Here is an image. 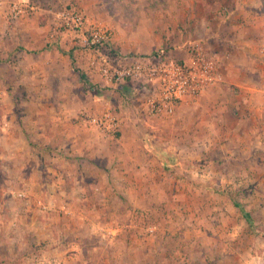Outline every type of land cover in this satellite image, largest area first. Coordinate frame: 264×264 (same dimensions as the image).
Listing matches in <instances>:
<instances>
[{
  "label": "rangeland",
  "instance_id": "obj_1",
  "mask_svg": "<svg viewBox=\"0 0 264 264\" xmlns=\"http://www.w3.org/2000/svg\"><path fill=\"white\" fill-rule=\"evenodd\" d=\"M257 11L264 0H0V123L15 138L3 146L0 129V264H264L263 100L256 82L222 89L224 67L263 68L245 24ZM96 32L101 48L85 42ZM195 49L215 80L171 115L149 113L150 83L117 76ZM91 93L127 125L105 128L97 157L36 138L68 95L76 112L57 124H94L105 107L83 114Z\"/></svg>",
  "mask_w": 264,
  "mask_h": 264
},
{
  "label": "built area",
  "instance_id": "obj_2",
  "mask_svg": "<svg viewBox=\"0 0 264 264\" xmlns=\"http://www.w3.org/2000/svg\"><path fill=\"white\" fill-rule=\"evenodd\" d=\"M66 20V24L72 25L74 29H80L83 25V17L77 12L68 14ZM107 40L104 33L96 32L92 34V39H86L85 42L89 47L101 48ZM195 51L190 62L176 61L165 56V53L154 60L139 58L117 76L123 80L131 77L150 83L154 87V94L146 103L149 113L157 116L171 115L178 105L201 97L208 85L215 80L214 65L208 62L199 49ZM95 121L103 128H112L108 115L102 114ZM19 196L22 197L23 194Z\"/></svg>",
  "mask_w": 264,
  "mask_h": 264
},
{
  "label": "crops",
  "instance_id": "obj_3",
  "mask_svg": "<svg viewBox=\"0 0 264 264\" xmlns=\"http://www.w3.org/2000/svg\"><path fill=\"white\" fill-rule=\"evenodd\" d=\"M262 5V4H260ZM260 5H258L260 8ZM264 12V11H263ZM257 17H252L249 18L248 20H245V24H248V31L249 32H253L254 36L257 37V41H263V44H259L257 46V51L259 50V52L261 51V49L264 52V13L263 15H261V12L259 13L257 11ZM234 25V24H233ZM252 33V34H253ZM211 37L213 38V33H211ZM215 36H220L219 34L215 35ZM236 36V35H234ZM238 36V35H237ZM240 37L242 35H239ZM254 41H256L253 38ZM253 48V46H252ZM253 50H255L253 48ZM261 54V52H260ZM249 59V58H247ZM251 62L249 61V66H245L246 70H243L244 68L242 67L241 70L244 71L243 75L240 77V75L237 73V69L239 70L240 68H237L235 66H226V67H222L224 72L226 73V83L227 84H232L234 86H239V87H244L245 91L247 93L252 92L253 89H251L253 86H251L252 83H258L259 87L257 88L258 91V99H262V105L260 107H258V111H264V65H262L263 68L259 69V68H255L253 69L252 67H250ZM239 75V76H238ZM100 80V79H99ZM115 86V85H114ZM90 90L87 89V92L84 93L86 94V96H88V93ZM92 98L94 99H84V106H83V114H88V116H91V105L92 104V100L95 102H100L103 107H105V110L103 112L104 115H108L110 117V120L112 123H109V125L111 124L112 128H118V130L120 132H123V130L127 127L126 124H124L125 119L120 117V113H116V111H110L108 110L109 107V100L107 99H103V97L99 96L96 93H91ZM120 95L119 92H115L114 93V98L118 99V96ZM259 95L261 96V98L259 97ZM105 97V96H104ZM252 98H254L255 96L252 95ZM73 96L68 95L65 99V101H61L60 103H58V106H61V108H53L49 111V115L50 117H54V119L52 120V123L49 125L48 128V132H37L36 138L38 140H40L41 142L46 139V144L50 145L51 147L54 146L55 148L57 147H67V148H74V147H81V149H83L84 151L90 152L92 154H94V157L98 156L99 151H101L106 138L107 131L105 128L101 127L97 121H95L94 119H98L96 118V116L94 115V118L91 119L94 120L93 123L94 124H87L85 125L83 122H79V124H77V129L76 131H72V129H66L65 131L63 130V128H61V126H59L58 121L56 120L55 117L61 115V114H65L67 116H69V114H73L75 111L74 106H72V101L76 100V99H72ZM89 101V102H88ZM88 102V103H87ZM57 105V104H56ZM59 111V112H58ZM89 112V113H88ZM102 115V114H101ZM122 119L123 121H121L120 119ZM57 121V122H56ZM5 122V120L3 119V122L0 123V129L5 132L4 133V138L2 139V141L4 142V140H9V142L11 140H15L14 136H10L8 135L9 129H8V124L7 121L5 123V125L3 124ZM84 125H83V124ZM81 125H83L81 127ZM74 126V125H72ZM75 126V127H76ZM10 133V132H9ZM20 137V136H18ZM112 136H109V138H111ZM21 139L18 138V140ZM25 140V139H24ZM12 146L13 144L10 143ZM21 144V143H20ZM40 144H45V143H40ZM5 142L3 143V146H5ZM97 153V154H96ZM99 158V157H98ZM109 161V159H106ZM81 161L83 162V160L81 159ZM90 163V162H89ZM23 194L24 193H19Z\"/></svg>",
  "mask_w": 264,
  "mask_h": 264
},
{
  "label": "trees",
  "instance_id": "obj_4",
  "mask_svg": "<svg viewBox=\"0 0 264 264\" xmlns=\"http://www.w3.org/2000/svg\"><path fill=\"white\" fill-rule=\"evenodd\" d=\"M82 80H83V82H84L85 84H88V83H89L88 79L85 78V77H82ZM222 89H223L225 92H227V93H233V91L236 92V93L239 92V88H238V87H235V86L229 85V84H227V83H226V84H222ZM243 215H244L245 220L249 223L250 227H251V228L254 227V224H253V220H252V216H251V214H250V213H247V212H245V211H243Z\"/></svg>",
  "mask_w": 264,
  "mask_h": 264
}]
</instances>
